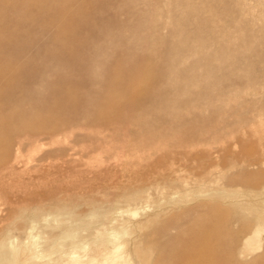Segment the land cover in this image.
Instances as JSON below:
<instances>
[{"label":"rangeland","instance_id":"374dc122","mask_svg":"<svg viewBox=\"0 0 264 264\" xmlns=\"http://www.w3.org/2000/svg\"><path fill=\"white\" fill-rule=\"evenodd\" d=\"M171 1H177L178 6L171 8L169 39L156 45L132 39L117 42L123 49L139 50L142 58L152 63L154 83L136 85V90L148 91L156 102L144 105L143 114L137 116L149 124H160L166 129L164 135L142 141L139 136L117 135L109 126L83 119L77 127L65 126L53 134L23 132L24 148L16 152L9 146L19 139L6 130L0 131V160L9 155L15 159L11 165H0V232L19 208H55L81 204L90 198L110 200L113 204L122 195L164 184L175 177L180 178L173 185L176 187L173 192L183 193L186 187L197 186L196 180L206 171L212 181H218L212 190L231 188L240 195L225 200L191 198L160 209L151 204L150 209L128 220L131 234L127 239L135 243L140 255L151 264H213L217 249L214 252L212 248L217 245L221 249L226 243L225 221L232 210V214L240 210L232 202H242L244 208H260L259 200L250 191L260 189L264 175L263 155L257 157L256 165H251L257 148L264 143L259 134L264 130V88L250 85L249 80L264 69V33L234 11L235 5L230 0ZM195 25L200 28L196 34ZM117 30L125 37L134 31ZM123 62L129 64L133 59ZM12 79L14 83L21 81L17 76ZM48 80L55 83V73ZM233 81L238 85H233ZM43 96L48 97L49 92ZM118 102V110L135 116L134 108L125 105L124 100ZM40 104L41 101L37 102V106ZM25 108L35 112L33 108ZM5 111L6 105L0 102V112ZM25 122L58 123L46 115ZM256 130L259 133L253 136ZM155 146L166 148L146 158L144 152L152 153ZM191 147L195 148L194 155L180 154ZM167 148L175 154L171 155ZM225 148L222 159L216 154L211 159L203 157L205 152ZM231 178H236V182L229 184ZM169 193L170 190L164 189L163 194ZM244 223L237 224L235 229ZM195 226L198 230H192ZM204 246L207 251L200 253L198 250ZM235 246L240 263L264 264V243L260 249L241 242ZM134 264L139 262L134 260Z\"/></svg>","mask_w":264,"mask_h":264},{"label":"bare ground","instance_id":"6f19581e","mask_svg":"<svg viewBox=\"0 0 264 264\" xmlns=\"http://www.w3.org/2000/svg\"><path fill=\"white\" fill-rule=\"evenodd\" d=\"M230 1L235 5L234 11L264 33V0ZM177 6V1L171 0H0V102L6 105L5 113L0 112V131L6 130L19 139L9 149L23 150V132L53 134L65 126L77 127L83 119L109 126L117 135L139 136L142 141L146 137L164 135L166 129L160 124H149L137 116L143 114L144 105L156 102L148 91L136 90V85L154 83L155 78L150 72L152 63L143 59L139 50L123 49L117 42L132 39L156 45L166 41L172 25L171 8ZM16 16L19 19H15ZM15 27L19 28L12 33ZM118 28L134 31L125 37ZM199 29L195 25L194 34ZM194 34L192 36L196 37ZM171 35L176 38V33L171 31ZM129 59L133 62H123ZM23 64L27 68H22ZM51 73L57 76L55 83L48 80ZM14 76L20 77L21 81L14 83ZM249 82L264 88V69ZM232 84L238 85L237 81ZM47 91L49 96H43ZM119 100L134 108L133 114L137 117L118 110ZM251 104L255 109V100ZM25 107L33 108L35 112L30 113ZM44 115L58 123L35 125L25 122ZM258 133L253 131V136ZM259 134L264 140V130ZM162 148L166 147L155 146L152 153L144 152L146 158ZM167 149L171 155L175 154L173 149ZM194 149L191 147L190 151L180 154L190 157L194 155ZM226 151V148L213 153L208 151L203 157L211 159L216 154L222 159ZM256 154L251 165L258 163V156H264V143L257 148ZM14 161L10 155L2 156L0 165H11ZM179 178L163 181L164 184L155 182L150 188L135 189L131 194L120 196L113 204L110 200L90 198L81 204H63L55 208H19L0 232V264H134V260L139 264H151L140 255L135 243L127 239L131 234L129 219L143 213L151 204L160 209L163 205H180L191 198L225 200L240 195L231 188L212 190L218 181H212L206 171L196 180L197 186L187 188L185 184L183 193L173 192L176 188L173 185ZM260 181V189L250 191L259 200L256 204L259 209L244 208L242 202H232V206L240 210L233 214L232 210L225 221L223 229L227 244L222 246L223 249L216 248L217 245L212 248L214 252L217 249L213 264L220 261L242 264L235 246L240 242L254 248L263 245L264 175ZM234 182L236 178L229 179V184ZM164 189L170 193L163 194ZM241 222L245 223L235 229ZM198 228L195 226L192 230ZM206 248L198 251L205 252ZM262 257L264 259V251Z\"/></svg>","mask_w":264,"mask_h":264}]
</instances>
